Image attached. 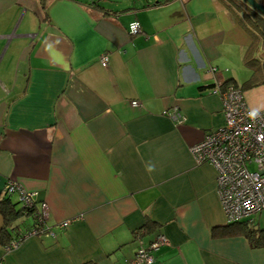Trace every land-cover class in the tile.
<instances>
[{
	"label": "crops",
	"instance_id": "1",
	"mask_svg": "<svg viewBox=\"0 0 264 264\" xmlns=\"http://www.w3.org/2000/svg\"><path fill=\"white\" fill-rule=\"evenodd\" d=\"M45 3L0 0V199L9 181L35 193L50 230L0 244V264H126L157 235L154 264H264V246L227 225L215 168L190 153L224 123L214 86L264 81L263 39L223 0ZM243 95L264 109V82Z\"/></svg>",
	"mask_w": 264,
	"mask_h": 264
},
{
	"label": "built area",
	"instance_id": "2",
	"mask_svg": "<svg viewBox=\"0 0 264 264\" xmlns=\"http://www.w3.org/2000/svg\"><path fill=\"white\" fill-rule=\"evenodd\" d=\"M140 31L138 22L129 25L130 35ZM99 62L106 67L107 54L102 55ZM211 72L216 73L217 70L212 68ZM212 93L220 98L224 123L192 146L190 153L196 164H209L215 168L217 194L226 223L246 222L252 225L257 215H264V109L250 111L243 92L233 84H217L212 88ZM130 106L140 109L141 103L131 101ZM168 116L175 124L184 121L177 111ZM15 193L23 208V217H31L36 226L18 241L7 245V250L18 247L27 236H41L50 232L46 224L47 206L41 204L37 209L36 194L26 192L15 181H9L3 188V194L10 197ZM73 221L66 220L58 226L64 229ZM137 242L133 258L126 264H154L155 254L168 244L163 235H157L147 245L139 239Z\"/></svg>",
	"mask_w": 264,
	"mask_h": 264
},
{
	"label": "trees",
	"instance_id": "3",
	"mask_svg": "<svg viewBox=\"0 0 264 264\" xmlns=\"http://www.w3.org/2000/svg\"><path fill=\"white\" fill-rule=\"evenodd\" d=\"M46 0H41V7L43 11H45V3ZM225 5L229 8L234 15H237L238 20L242 24V26L251 34L255 42L258 38L263 39L264 41V17H262L255 10L250 8L244 1L242 0H223ZM264 3V0H261ZM244 65L253 67L255 60L249 58L248 55L244 57ZM264 81L259 80L256 75H253L251 79L243 83L242 85H236L233 82H226L224 84H233L236 87L239 86L240 90L243 92L250 88L260 85ZM32 211V210H31ZM0 214L3 218V226L0 229V244L4 247L9 245L13 241H18L27 232L31 230V228H35L36 222H33L28 229L22 231L16 227H13V224L23 216V208L21 203L17 201L13 203L8 196H3L0 199ZM36 220V219H35ZM231 226H238L240 231L244 236L249 240V242L254 247H262L264 246V229H255L252 225L246 222L232 223L227 224ZM153 224L150 222H146L139 231L135 232V235L141 236L152 229Z\"/></svg>",
	"mask_w": 264,
	"mask_h": 264
},
{
	"label": "rangeland",
	"instance_id": "4",
	"mask_svg": "<svg viewBox=\"0 0 264 264\" xmlns=\"http://www.w3.org/2000/svg\"><path fill=\"white\" fill-rule=\"evenodd\" d=\"M250 169H253V167H251ZM12 202L13 203H16L17 202V198L15 195L12 196L11 198ZM27 222L30 223L31 222V219L30 218H26ZM253 226H256L260 229H264V215H261V216H256L255 217V221L253 223Z\"/></svg>",
	"mask_w": 264,
	"mask_h": 264
},
{
	"label": "water",
	"instance_id": "5",
	"mask_svg": "<svg viewBox=\"0 0 264 264\" xmlns=\"http://www.w3.org/2000/svg\"><path fill=\"white\" fill-rule=\"evenodd\" d=\"M242 1H244L250 8H252L262 17H264V5L258 3L256 0H242Z\"/></svg>",
	"mask_w": 264,
	"mask_h": 264
}]
</instances>
